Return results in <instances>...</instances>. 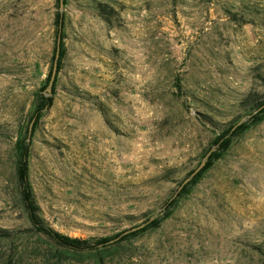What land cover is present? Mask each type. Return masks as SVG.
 <instances>
[{
	"label": "rangeland",
	"instance_id": "1",
	"mask_svg": "<svg viewBox=\"0 0 264 264\" xmlns=\"http://www.w3.org/2000/svg\"><path fill=\"white\" fill-rule=\"evenodd\" d=\"M58 8L0 0V228L14 232L0 237V264H264V121L252 125L242 104L264 98V0L62 6L66 54L31 139L29 181L45 223L89 240L86 250L32 228L17 177L15 143L36 124ZM236 124L250 128L184 192Z\"/></svg>",
	"mask_w": 264,
	"mask_h": 264
},
{
	"label": "trees",
	"instance_id": "2",
	"mask_svg": "<svg viewBox=\"0 0 264 264\" xmlns=\"http://www.w3.org/2000/svg\"><path fill=\"white\" fill-rule=\"evenodd\" d=\"M59 4L58 12L56 14L55 19V25H56V35L57 37H61V44H60V51L58 53L57 45L54 48V64L58 55L57 59V73L56 78L53 84V92L49 93L46 92L54 69V65L51 67L50 73L48 75L46 86L44 87V90H41L39 92V95L37 97V108H36V114L34 119L36 120V124H31V126L26 127L25 130L20 131L18 133V138L15 143V152L17 154V177L18 182L20 185V197L23 205V210L26 215V219L28 223L32 226V228L38 232L39 234H43L50 238L52 241H54L57 245L64 247L66 249L70 250H86L91 247V242L89 240H84L81 238L76 237H70L68 235H64L55 229L48 226L43 218L40 216V208L37 204L34 192L32 189V186L29 181V159H30V147H31V139L33 137V133L37 129V125L39 120L42 117V113L44 110L48 109L53 105L54 102V95L56 91L57 81H58V75L61 71L63 59L66 54L65 49V43H64V28H65V15L61 11L62 6H66L68 3V0H57ZM98 12L100 15L106 20L110 21L108 18V15L114 12V9L108 6L107 4L99 3L97 5ZM242 104L247 109L248 115L251 116V122L252 125H258L264 121V98H258L254 94H249L246 96V98L243 100ZM250 126L248 124H241V125H235L233 127L225 128L221 131L219 136L217 137L215 144L218 146V148L210 154L208 157L205 166L194 176L191 178L190 182L186 185L184 192H187L189 188L193 185H196L200 179L203 177L205 172H207L210 168H212L215 164V162L219 159H221L227 150L230 148L232 144L233 137L244 133L246 130H248ZM196 170L191 172L192 174ZM168 217V214L165 215L162 219H155L150 222V225L146 228H142L137 233L145 232L149 230L150 228H156L159 227L162 220ZM136 232H132L130 235H134ZM14 232L7 229V228H0V237L3 239H9L13 237ZM118 238L115 236V238H102L100 239L96 244H107L110 241Z\"/></svg>",
	"mask_w": 264,
	"mask_h": 264
},
{
	"label": "water",
	"instance_id": "3",
	"mask_svg": "<svg viewBox=\"0 0 264 264\" xmlns=\"http://www.w3.org/2000/svg\"><path fill=\"white\" fill-rule=\"evenodd\" d=\"M60 44H61V37L59 36L58 37V41H57V48H58V53L60 51ZM57 59H58V55H57V58H56V61H55V64H54V69H53V73H52V77H51V80H50V83H49V86H48V91L51 92L52 90V87H53V84H54V81H55V78H56V73H57ZM32 127V125H31ZM212 152H210L207 156H206V161L208 159V157L210 156ZM206 162H202V164L199 166V168L192 174V176L186 180V182H189L191 180L192 177H194L204 166H205Z\"/></svg>",
	"mask_w": 264,
	"mask_h": 264
}]
</instances>
